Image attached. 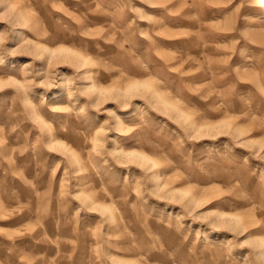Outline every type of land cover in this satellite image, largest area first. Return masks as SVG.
Listing matches in <instances>:
<instances>
[{
    "label": "rangeland",
    "instance_id": "1",
    "mask_svg": "<svg viewBox=\"0 0 264 264\" xmlns=\"http://www.w3.org/2000/svg\"><path fill=\"white\" fill-rule=\"evenodd\" d=\"M0 264H264V3L0 0Z\"/></svg>",
    "mask_w": 264,
    "mask_h": 264
},
{
    "label": "bare ground",
    "instance_id": "2",
    "mask_svg": "<svg viewBox=\"0 0 264 264\" xmlns=\"http://www.w3.org/2000/svg\"><path fill=\"white\" fill-rule=\"evenodd\" d=\"M247 1L248 2H252V3H256V2H258V3H264V0H247ZM31 44H33L34 50H35L36 54L39 55V56H41L42 54H44L45 55V58L47 60L60 59V58L68 59L70 56H72L74 59H77L79 62L82 61V59H81L82 57L80 56V54L77 53L75 50H73L71 48H68V47H59V46L56 47V48H52V47H48V46H46V45H44L42 43L40 44V43H38L36 41H33V40L31 41ZM139 87H141V89L142 88L143 89L144 88H147L145 84H137V83H135V84H132V85L128 86L125 90L122 89V90H119L117 92H118V95H120V96L122 95L123 96L125 93H128L130 91H133V90H135V89H137ZM87 88L93 90L95 93H98V94H101V93L103 94V93L108 92L107 89L99 88V87L95 86V84H93V83H91L90 85H88ZM152 96H153V98H154L155 101H157L158 103H160V105H162V106H164L166 108L172 109L177 116H179V117H183L184 116L185 117V115H183V113H181V111H179L174 106H172L168 101L163 100L162 97L159 96V94L157 92L153 91L152 92ZM185 119H187V118L185 117ZM188 124L191 126V128L194 131H197V132H200V131L206 132V131H209V130L213 129V126L212 125L210 126L208 124L207 125H192L191 123H188ZM228 124H230V123L228 122ZM228 124L226 125V127H225L224 124H222V125L219 124L217 126V128H216V126H214L215 127L214 130L215 129H218V128L224 129V127L228 129L229 128L228 127L229 126ZM218 131H220V129ZM57 145L60 146V147H63V145L61 143H59ZM120 154L122 156L127 157L128 159H131L132 161H134V162H136V163H138L140 165H143V164L149 162L148 161L149 158H148L147 155H145L143 153H140L139 151H136V150H133V149H130V150H123V149H121L120 150ZM179 193H180V191H179ZM217 216L220 217V218H224L225 215L217 214ZM232 222H233L232 224H233L234 227L238 226V224H237L238 221L235 218L233 219Z\"/></svg>",
    "mask_w": 264,
    "mask_h": 264
}]
</instances>
